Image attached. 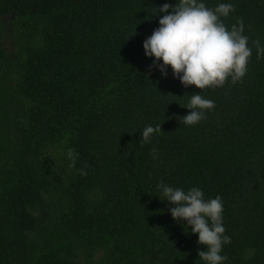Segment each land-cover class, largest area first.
Masks as SVG:
<instances>
[{
    "label": "trees",
    "instance_id": "16d2710c",
    "mask_svg": "<svg viewBox=\"0 0 264 264\" xmlns=\"http://www.w3.org/2000/svg\"><path fill=\"white\" fill-rule=\"evenodd\" d=\"M204 2L234 5L252 56L201 90L144 54L177 0H0V264H203L161 181L221 196L225 264H264V0ZM200 92L215 107L182 125Z\"/></svg>",
    "mask_w": 264,
    "mask_h": 264
},
{
    "label": "clouds",
    "instance_id": "9594fccd",
    "mask_svg": "<svg viewBox=\"0 0 264 264\" xmlns=\"http://www.w3.org/2000/svg\"><path fill=\"white\" fill-rule=\"evenodd\" d=\"M233 11L230 2H220L215 8L206 6L204 0H177L175 6L165 3L156 9L154 15H159V26L143 41L144 54L154 58L152 66L163 76H167L170 67L173 77L185 87L194 85L203 90L222 86L228 79L237 82L247 73L252 47L244 34L242 20L229 28L221 19ZM253 45L257 58L264 56L260 42L253 41ZM187 97L188 103L183 107L189 112L179 119L184 126H194L206 119V111L212 110L215 102L201 92ZM161 133V124H149L140 136L148 143ZM155 152L153 148L150 154ZM81 174H85L83 170ZM156 187L162 201L172 205L169 208L172 218L186 222L184 226L198 237V245L206 246L198 251V260L203 264H225L228 257L222 254L223 247L231 238L223 222L221 196L206 198L198 186L185 189L162 181Z\"/></svg>",
    "mask_w": 264,
    "mask_h": 264
},
{
    "label": "rangeland",
    "instance_id": "374dc122",
    "mask_svg": "<svg viewBox=\"0 0 264 264\" xmlns=\"http://www.w3.org/2000/svg\"><path fill=\"white\" fill-rule=\"evenodd\" d=\"M10 51L12 52V50L10 49Z\"/></svg>",
    "mask_w": 264,
    "mask_h": 264
}]
</instances>
